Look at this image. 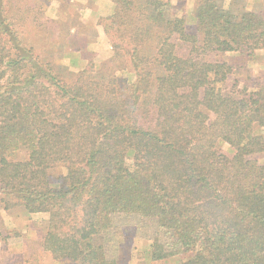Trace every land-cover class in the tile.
<instances>
[{"label": "trees", "instance_id": "trees-1", "mask_svg": "<svg viewBox=\"0 0 264 264\" xmlns=\"http://www.w3.org/2000/svg\"><path fill=\"white\" fill-rule=\"evenodd\" d=\"M110 1L112 54L71 69L21 38L35 5L0 0V210L43 215L70 264H118L117 215L152 225V262L264 264V83L231 78L264 49V0Z\"/></svg>", "mask_w": 264, "mask_h": 264}, {"label": "rangeland", "instance_id": "rangeland-1", "mask_svg": "<svg viewBox=\"0 0 264 264\" xmlns=\"http://www.w3.org/2000/svg\"><path fill=\"white\" fill-rule=\"evenodd\" d=\"M40 1L42 3V0H15L19 17L24 15V7L35 5V9L25 14L19 22V29L23 41L32 45L36 54L48 61L66 64L71 69L81 68L89 60L99 63L110 57L112 50L102 24L107 23L105 18L114 10L110 0H47L42 3V9H38ZM192 7L193 0H186L181 4V13L190 15ZM189 25L193 28L192 23ZM226 55L229 54L222 53L221 56L229 58ZM240 63L243 66L231 76L239 80L240 86L251 87L256 83H264V49L258 50L254 59L240 60ZM125 67L120 73L130 81L133 73L128 61ZM258 132L264 135V127L259 128ZM222 148L230 151L225 145ZM258 159L262 161L260 155ZM61 173L57 169L51 175ZM0 218V229L13 227L20 232L19 237L7 241L0 236V264H70L64 259H53L42 249L43 215L0 210ZM151 226L142 223L134 215L114 217V225L106 236V243L118 264H165L162 261L152 262L148 257L149 238L153 234ZM18 242L25 243L19 245L21 248L10 245ZM177 258L173 257L170 261Z\"/></svg>", "mask_w": 264, "mask_h": 264}, {"label": "crops", "instance_id": "crops-1", "mask_svg": "<svg viewBox=\"0 0 264 264\" xmlns=\"http://www.w3.org/2000/svg\"><path fill=\"white\" fill-rule=\"evenodd\" d=\"M23 243H25V242H18V243H12V244H10V245H14L15 247H17V248H21L19 245L21 244V245H24ZM27 245V244H26ZM25 248V247H24Z\"/></svg>", "mask_w": 264, "mask_h": 264}]
</instances>
